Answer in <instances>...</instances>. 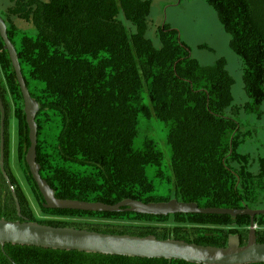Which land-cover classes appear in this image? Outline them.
<instances>
[{
  "label": "trees",
  "instance_id": "1",
  "mask_svg": "<svg viewBox=\"0 0 264 264\" xmlns=\"http://www.w3.org/2000/svg\"><path fill=\"white\" fill-rule=\"evenodd\" d=\"M202 1L213 9L230 36V49L242 60L244 91L249 99L244 111L260 118L264 103V0ZM9 3L1 18L30 97L39 106L36 163L56 199L105 205L123 200L147 204L175 199L203 209H253L251 205L264 194V160H259V172L253 175L248 158L238 152L250 134L242 133L240 125L224 115L232 103L233 80L223 59L201 66L178 32L165 24L157 31L160 46L154 47L146 37L149 0ZM11 18L31 24L35 36L15 28ZM0 73L4 166L12 186L10 190L0 173V219H26L110 235L154 236L161 241L216 248L225 247L230 235H238L240 245L246 244L248 216L161 217L45 209L25 162L29 138L23 99L1 38ZM1 81L17 121V160L41 212L88 221L36 219L9 171L8 104ZM150 120L165 127L167 165L153 139L145 137L138 148L135 146L141 122ZM12 193L17 196L21 219ZM169 218L175 226L149 225ZM254 223L258 227L256 242L264 244V216L255 217ZM0 264L188 263L5 245L4 253L0 249Z\"/></svg>",
  "mask_w": 264,
  "mask_h": 264
},
{
  "label": "water",
  "instance_id": "2",
  "mask_svg": "<svg viewBox=\"0 0 264 264\" xmlns=\"http://www.w3.org/2000/svg\"><path fill=\"white\" fill-rule=\"evenodd\" d=\"M0 38L7 51L11 66L19 85L23 112L28 127L29 148L25 162L30 175L43 198V207L48 210H76L94 213L127 212L149 216L166 217L176 214L193 215H222L230 217L248 216L250 218L246 244L240 245L238 235H230L226 246L216 248L199 246L177 240H157L154 236L134 237L129 235H110L74 228H60L40 225L35 222L6 221L0 219V249L4 253L5 245L27 246L47 250L80 252L117 256L126 258H140L148 260L183 261L188 264H264V244L256 242V227L254 219L264 216V209H222L199 208L195 203H182L175 199L161 203H141L134 200H123L115 205L102 203H86L71 200H59L54 192L39 175L40 167L36 163L37 125L36 115L39 111L38 103L30 97L21 74L17 53L7 36V28L0 17ZM5 110L0 96V173L7 187L12 186L4 166V132ZM18 218L20 206L15 193H12Z\"/></svg>",
  "mask_w": 264,
  "mask_h": 264
},
{
  "label": "rangeland",
  "instance_id": "3",
  "mask_svg": "<svg viewBox=\"0 0 264 264\" xmlns=\"http://www.w3.org/2000/svg\"><path fill=\"white\" fill-rule=\"evenodd\" d=\"M149 1L151 2V9L147 21L146 37L152 42L154 47L160 46L157 31L165 24L178 32L181 42L187 46L191 57L201 66H211L219 59L225 61V69L232 78L233 83L231 87L232 103L230 107L224 111V115L236 121L240 125L242 133L250 134L246 137L244 143L240 145L238 152L248 158L249 172L253 175H257L259 172V160H264V103L260 107V112L262 113L260 118L247 114L244 111L245 104L249 102L243 84L244 66L242 60L230 49V36L223 30L217 15L213 9L202 0ZM9 7V0H0V17L4 18V14ZM10 21L15 28L25 32L28 36H35V30L31 24L16 18H11ZM125 24L130 30H133L129 23ZM1 78L3 80V77ZM1 83L5 90L6 103L8 104L6 117L9 171L29 202L36 219L88 221L89 219L86 218L54 217L41 212L35 197L27 185L17 160V121L14 118L13 104L5 82L1 81ZM139 130L135 146L138 148L140 142L145 137L153 139L163 154V164L167 165L169 163V148L166 144L165 127L159 126L155 121L150 120L149 122L142 121ZM231 165L237 167L235 164ZM148 176L151 177L150 174H148ZM251 207H253V209H264V194H262L260 199L255 204L251 205ZM90 221L103 222L98 220ZM149 225L172 227L176 224L172 218H169L166 222L149 223ZM255 227L256 230H258L256 225ZM238 230L243 231L245 229L239 228Z\"/></svg>",
  "mask_w": 264,
  "mask_h": 264
}]
</instances>
